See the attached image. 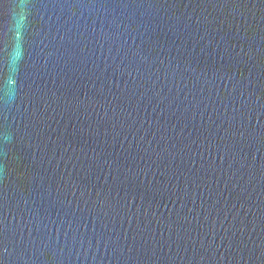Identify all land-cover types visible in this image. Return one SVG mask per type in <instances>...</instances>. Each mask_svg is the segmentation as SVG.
<instances>
[{"label": "water", "instance_id": "1", "mask_svg": "<svg viewBox=\"0 0 264 264\" xmlns=\"http://www.w3.org/2000/svg\"><path fill=\"white\" fill-rule=\"evenodd\" d=\"M0 264H264V0H0Z\"/></svg>", "mask_w": 264, "mask_h": 264}]
</instances>
